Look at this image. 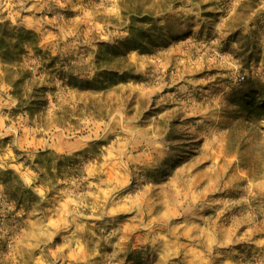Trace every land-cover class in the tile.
I'll return each instance as SVG.
<instances>
[{"label":"rangeland","instance_id":"rangeland-1","mask_svg":"<svg viewBox=\"0 0 264 264\" xmlns=\"http://www.w3.org/2000/svg\"><path fill=\"white\" fill-rule=\"evenodd\" d=\"M0 26V264H264V0H0Z\"/></svg>","mask_w":264,"mask_h":264},{"label":"trees","instance_id":"trees-1","mask_svg":"<svg viewBox=\"0 0 264 264\" xmlns=\"http://www.w3.org/2000/svg\"><path fill=\"white\" fill-rule=\"evenodd\" d=\"M141 21H144V20H141ZM14 30H16V29H14ZM141 31H144V29H142ZM3 32H5V31L2 29V33ZM130 32H131V34L134 33L133 28H131ZM1 45L9 46L3 42H1ZM243 105H244V107H245L244 109L246 111V115H245L246 119L249 122H251L252 124H255L256 128H257V126L264 120V107L259 103L258 98L256 96H252V95H248L246 97ZM255 131H256V129H255ZM6 173L7 174H13V172L10 170L7 171ZM15 179H16V177H15ZM12 187H13V185H12ZM22 192L25 194H32L33 195L32 191L30 189H23Z\"/></svg>","mask_w":264,"mask_h":264}]
</instances>
